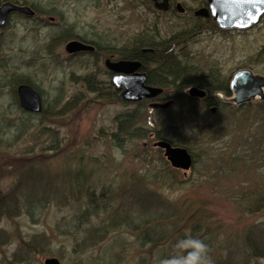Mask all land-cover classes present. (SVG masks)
I'll list each match as a JSON object with an SVG mask.
<instances>
[{
  "label": "rangeland",
  "instance_id": "rangeland-1",
  "mask_svg": "<svg viewBox=\"0 0 264 264\" xmlns=\"http://www.w3.org/2000/svg\"><path fill=\"white\" fill-rule=\"evenodd\" d=\"M170 1L171 7L162 11L154 8L152 0H37L42 20L15 16L4 30L0 41L3 62L33 79L42 91L46 111L25 114L16 105L15 93L8 84L12 74L0 73V197L8 196L14 189L18 169L31 158L35 169L42 167L57 188L43 192V200L36 197V204L41 205L35 210L34 199L29 202L25 193L9 202L13 209H4L5 218L0 221V264H44L47 257H57L62 264H92L97 258L104 263V244L81 251L75 249L70 235L75 208L80 207L84 196L83 192L76 196L71 192L77 184L76 180L71 181L72 175L79 171L80 182L92 175L91 187L122 196L127 192L125 188L132 187V179H146V188L162 194L172 207L169 215L177 220H187L185 215H189L190 208H198L204 214L203 224L202 228L194 224L195 231L209 227L215 234L214 241H235L242 238L247 227L264 226V205L259 203L264 196L262 148L257 155L259 161L252 159L255 149L244 144L243 138L247 137L244 127L251 121L256 123L258 115L250 113L248 120L241 121L243 125L240 121L229 124L225 114L210 109L201 114L199 103L196 109L200 115L195 117L193 102H173L154 120L155 125L158 123L156 130L162 132H168L169 125L174 124L176 138L186 139L196 159L190 170L177 169L171 166L163 149L153 146L155 140L148 141L153 138L128 143L123 140L119 145L114 136L116 119L137 109L138 102L127 103L120 93H115L117 100L109 94L87 91L75 76L82 71L80 59L65 58V45L71 37L102 38L103 46L119 47L128 42L135 45L142 39L165 40L183 31L181 38L175 37L177 41L171 43L176 45L174 50L179 56L183 55L199 71L211 69L231 78L235 71L247 67L264 76V17L248 31H222L211 17L194 14L207 7V0ZM179 4L185 12L179 11ZM32 47H38L41 54L30 56ZM104 60L103 55L102 65ZM101 77L106 79L103 72ZM173 92L167 89L168 99ZM214 96L235 105L232 96L222 92ZM57 99L60 101L55 102ZM258 100L264 98L251 102ZM147 118L151 121L145 114L141 122H148ZM195 127L198 131L206 127L212 132L206 138L196 137ZM83 156L85 159L80 162ZM156 175H162V181L155 184ZM13 201L23 203L22 207L16 209L19 204ZM117 208L116 202L110 210ZM124 208L131 211L128 205ZM110 214L101 213L97 221L107 222ZM163 216L166 214L162 210ZM197 224L200 226L201 222ZM134 237L135 233L122 235L128 241ZM119 264L136 262L127 255ZM251 264H264V259Z\"/></svg>",
  "mask_w": 264,
  "mask_h": 264
},
{
  "label": "trees",
  "instance_id": "trees-1",
  "mask_svg": "<svg viewBox=\"0 0 264 264\" xmlns=\"http://www.w3.org/2000/svg\"><path fill=\"white\" fill-rule=\"evenodd\" d=\"M173 36L181 38L180 34H174ZM175 37L165 40L158 39L160 41L153 38L142 39L137 41L134 45L135 49L129 52L133 58L142 62L143 68L148 75V83L163 87L164 92L154 99L139 101L137 109L125 112L121 119L117 117V130L114 136L119 141V145H121L120 141L123 140L128 143L130 141L137 142L141 139L153 138L148 141L164 139L170 141L173 145L185 146L190 151L186 139L176 138L177 132H173L175 131L173 128L174 124L169 125L170 129L168 132L156 130L155 126L158 123L155 125L154 117H157L156 119L161 117L162 113L164 114L165 110L173 102L183 104L191 101L196 106L193 108L195 117L200 115L198 114V109H196L198 103L202 108L201 114H207L209 109L218 114H225L224 118L229 120V124L240 121L239 124L243 125L241 121L248 120L250 113L255 114L256 117L258 115L260 119L256 123L251 121L244 127L243 130L246 132L247 137L243 136V138L245 139L244 144L247 142L251 148L255 149L252 152V159L256 158L259 161L257 155L260 152V148H262L263 156L260 159L264 163V100L250 102L241 106L219 100L214 96V93L222 92L225 96H232L229 88L230 78L223 76L220 71L211 69L208 71H201L203 70L201 69L199 71L192 63L187 62L183 55L179 56L178 52L174 50L176 45L171 42L173 40L177 41ZM145 47L151 50H145ZM1 59L0 73L3 75L12 74L8 84L11 86V91L15 93V103L18 105L17 85L20 83H29L36 87L37 85L31 77L20 75L14 68L10 67L11 65L8 62H3V59ZM192 85L205 89L207 92L206 97L202 99L194 98L185 93V90ZM169 88L174 90L170 99H168L166 93ZM104 92H101L104 96L109 94L118 100L115 92ZM204 110L205 112L203 113L202 111ZM44 112L43 114H45ZM145 114L151 120L148 121L147 118L148 122L146 123L148 126H145L146 123L141 122V117ZM195 128L196 137L206 138L208 132H212V129L207 130L206 127H202L201 131L197 130L198 127ZM190 130L193 133V129L190 128ZM168 136H173L176 139H168ZM246 146L248 151V145ZM33 159H28L27 165H22L21 170L17 168V180L14 189L8 196L0 197V221L5 218L4 209H13V203L9 202L12 199L14 200L20 193H25L26 198H31L32 196L31 199L27 198V200L30 202L34 199L32 203H34L35 210L41 205L39 202L36 204L35 198L38 197L43 200V192L49 193L54 187L57 188L51 177H46L47 173L42 167L35 169V160ZM84 159V156L80 157V162ZM195 162L196 159L194 157ZM81 170L87 169L81 167ZM78 174L72 175L73 179L71 181L76 180L77 184L71 187V192L74 196H76L77 192H83L84 196L80 207L77 206L75 208L70 235H72L76 243L75 249L81 251L87 252L92 247L104 244L105 253L103 258H101L104 262L102 264H119L124 259H127V255L129 258L132 255V260L136 264H159L160 259L173 253L172 245L178 237L183 236L185 233L205 239L211 246V255L216 264H251L256 259H264V226L261 224H253L247 227L243 231L242 238L240 236L235 241H229L231 238L214 241L212 237L215 234L209 227L205 228L206 230L204 231L198 230L199 233L195 231L203 224L201 217L204 214L200 213L201 211L198 208L193 211L190 208L189 215H185L187 220H177L174 216L169 215L172 213L170 211L172 207L169 206L162 194L156 191L152 192L146 188V179H132V187L125 188L127 192L122 196L112 190L101 189L97 191L95 187H91L92 175L86 182H80L82 179H79ZM154 177L156 178L154 180L155 184L162 181V175ZM33 187L37 189L33 190ZM75 201L78 202L77 199ZM13 202L19 204L16 209H20L23 205L19 201ZM116 202L117 210H110ZM259 203L264 205V196ZM124 205H128L131 211H126ZM162 210L166 216L162 217ZM104 212L111 213L107 222L105 220L97 221L99 215ZM199 222H201L200 226L197 224ZM190 224L193 226L188 232ZM194 224L197 228L194 227ZM133 232L135 233L133 241L122 239V235L125 233L134 235ZM98 260V258L93 260L92 264H101Z\"/></svg>",
  "mask_w": 264,
  "mask_h": 264
},
{
  "label": "water",
  "instance_id": "water-1",
  "mask_svg": "<svg viewBox=\"0 0 264 264\" xmlns=\"http://www.w3.org/2000/svg\"><path fill=\"white\" fill-rule=\"evenodd\" d=\"M208 7L195 11L196 16H212L221 30L244 31L258 24L264 16V0H207ZM154 6L160 10H168L170 0H153ZM179 11L184 8L179 4ZM17 11L27 15H34V11L28 6H19L11 2H5L0 6V28L7 23L11 12ZM92 47L80 41L73 40L67 43L66 50L70 53L78 52ZM119 74L113 77V82L118 89L125 88L120 93L127 102H136L142 99L154 98L163 92L162 87L147 85V74L139 72L141 62L135 60H122L108 65ZM230 89L234 96L232 102L236 105H244L254 98H264V76L255 74L249 68L236 71L230 82ZM19 101L27 111L39 113L42 110L41 97L30 84L22 83L17 88ZM189 94L196 97H205L206 91L197 86L189 89ZM155 147L164 150V155L171 165L178 169L189 170L193 165V156L188 148L174 146L167 140H159ZM44 264H62L57 257H47Z\"/></svg>",
  "mask_w": 264,
  "mask_h": 264
},
{
  "label": "flooded vegetation",
  "instance_id": "flooded-vegetation-1",
  "mask_svg": "<svg viewBox=\"0 0 264 264\" xmlns=\"http://www.w3.org/2000/svg\"><path fill=\"white\" fill-rule=\"evenodd\" d=\"M4 2H11L13 4L19 5V6H28L32 10H34V15L29 16L26 14L19 13L17 11H14L10 14L7 27L11 26V23L13 22V18L15 16H19L21 18L29 19V21H35L38 22L42 20V16L39 15V7L37 0H0V5ZM46 13V12H45ZM52 18V17H51ZM3 30L0 31V36L3 35ZM65 36L67 33H64ZM68 37H71L70 35H67ZM61 37H57V40H59ZM71 40H79L80 42L92 47V49H85L80 52L76 53H68L66 52L65 58L68 60L70 59H80L82 71L78 73L77 78L80 79L83 82V86L87 89V91L96 93L100 95L101 92L107 91V92H118L124 90L117 89L115 85L113 84L112 77L116 74L112 69L109 68V64L112 62H117L120 60H135L129 52L133 51L135 49L133 43H126L121 46H103L102 38L98 39L97 37H74L67 40V42ZM66 42V43H67ZM45 49V48H44ZM144 49V48H143ZM146 50H151L148 47H145ZM66 51V50H65ZM30 56H35L36 54H41L38 47H32L30 51ZM49 54L51 55V51H49ZM105 57L104 64H101L102 57ZM52 57V55H51ZM0 58H3V56L0 55ZM53 58V57H52ZM144 68L141 66V70ZM146 72V70H144ZM105 74L106 79H101V73ZM73 74V73H72ZM38 90L40 91V94L42 96V102L43 106L45 107V100L42 94V91L38 87ZM60 99H57L55 102H59Z\"/></svg>",
  "mask_w": 264,
  "mask_h": 264
},
{
  "label": "clouds",
  "instance_id": "clouds-1",
  "mask_svg": "<svg viewBox=\"0 0 264 264\" xmlns=\"http://www.w3.org/2000/svg\"><path fill=\"white\" fill-rule=\"evenodd\" d=\"M172 248L173 253L160 259L159 264H216L209 243L190 233L178 237Z\"/></svg>",
  "mask_w": 264,
  "mask_h": 264
},
{
  "label": "bare ground",
  "instance_id": "bare-ground-1",
  "mask_svg": "<svg viewBox=\"0 0 264 264\" xmlns=\"http://www.w3.org/2000/svg\"><path fill=\"white\" fill-rule=\"evenodd\" d=\"M159 28V27H158ZM182 33H183V31H178V32H175V35H177V34H180V35H182ZM135 60H138V59H135ZM139 62H141L140 60H138ZM141 64H142V62H141ZM142 67H143V64H142ZM153 86H156V85H153ZM80 164V163H79Z\"/></svg>",
  "mask_w": 264,
  "mask_h": 264
}]
</instances>
